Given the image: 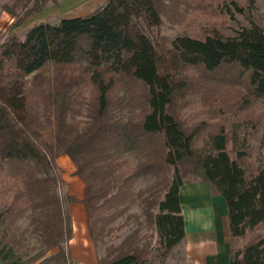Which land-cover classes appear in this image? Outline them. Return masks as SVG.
<instances>
[{
	"label": "trees",
	"instance_id": "16d2710c",
	"mask_svg": "<svg viewBox=\"0 0 264 264\" xmlns=\"http://www.w3.org/2000/svg\"><path fill=\"white\" fill-rule=\"evenodd\" d=\"M207 1L108 0L22 38L12 32L57 0L2 6L13 23L0 43V264H68L60 157L83 183L69 200L103 248L97 264H166L185 238L179 190L196 182L225 202L228 264H264L263 29L162 34ZM254 4L212 10L233 19Z\"/></svg>",
	"mask_w": 264,
	"mask_h": 264
},
{
	"label": "crops",
	"instance_id": "0c3cea01",
	"mask_svg": "<svg viewBox=\"0 0 264 264\" xmlns=\"http://www.w3.org/2000/svg\"><path fill=\"white\" fill-rule=\"evenodd\" d=\"M108 0H57L54 5L49 3L40 14L58 15L60 20L82 17L103 6ZM78 13H76V11ZM60 11V12H59ZM66 17V18H65ZM36 18V17H35ZM47 23V17H41ZM55 19V18H51ZM69 165L67 162L66 166ZM69 167V166H67ZM72 169V170H71ZM69 176L74 168L69 167ZM69 179V191L76 199L83 197V183L76 177ZM179 203L184 219L185 238L179 249L182 259L179 264H228L229 263V231L226 205L221 196L204 182L186 184L179 190ZM72 221V239L68 244L69 261L76 264H97L103 250L96 247L87 229V213L81 204L70 210ZM75 227H78L77 229ZM80 238V243H74Z\"/></svg>",
	"mask_w": 264,
	"mask_h": 264
},
{
	"label": "rangeland",
	"instance_id": "374dc122",
	"mask_svg": "<svg viewBox=\"0 0 264 264\" xmlns=\"http://www.w3.org/2000/svg\"><path fill=\"white\" fill-rule=\"evenodd\" d=\"M237 1L242 7L244 6L245 0H237ZM9 2L10 0H0V43L7 35H9L8 29L10 25L13 23V19L10 18V16L7 13L2 11V6L5 4H8ZM206 3L207 4L210 3V4H208L209 6L205 7L204 12L200 13L198 9H202V8L197 5H196L197 9H190L187 12V17L190 18V21L192 20V23L190 24L188 28L183 27V25H186V23H182L179 26H175V27H172L168 25L167 23H164V26L162 27V34L167 37H174L175 35L183 34L184 32H186L187 34H193L197 30V25L207 26V25H212L216 23L215 28L220 30V32L228 35L230 33V29L238 28V27H248L250 22L257 24L259 27L263 29V32H264V0H255L254 8L252 10H249V11L245 10V12L242 15L233 14V19H230L228 17H222L219 14H214L212 10V7L214 5V0H211L209 2L207 1ZM47 7L48 6H46V8ZM75 11L76 13H78L77 10ZM40 13L30 18L23 26L14 30L12 33H15L17 36L22 38L26 30L28 29L29 25L32 23H35L36 21H37L36 23H38V21L41 22V19H40L41 17L49 18V19H45V21H49L47 23H50V24H55L57 22L56 20L58 18L57 14L49 15L46 13L44 14H40ZM51 18H55V19H51ZM196 108H198V105H196ZM187 114L188 112H186L184 115L186 116ZM262 133H264V129ZM130 160L131 162H134L132 157H130ZM67 162L69 163V165L67 166L71 168L72 163L66 157H60L56 159L55 160V172L57 174V177L60 183L58 192L62 198L63 207L66 210V212L70 214V210L73 207H75L76 204L70 202L69 198L76 197V196L75 195L73 196V193L69 191V187H70L69 182L71 181V179L69 178L74 175L71 174L69 176H63V175H67V173L70 171L69 167L66 166ZM153 181H154L153 179L152 180L148 179L142 183L140 182L138 185V188L148 187V185L152 184ZM132 211H136V209H132ZM75 228L77 229L78 227H75ZM124 234H125V231H123L119 236H121L122 238ZM29 243L33 245L37 244L34 239H30ZM79 243H80V238L74 244L78 245ZM118 243H119V239L114 241V244H118ZM100 249L103 250V248H100ZM68 255L69 253L67 249V256ZM181 257L182 255H181L180 250L174 249L172 254L167 259L166 264H179V262L182 259ZM68 264H76V263L69 261V258H68Z\"/></svg>",
	"mask_w": 264,
	"mask_h": 264
}]
</instances>
